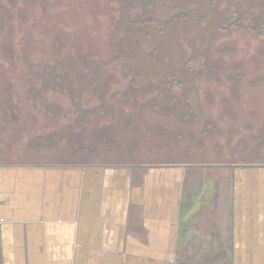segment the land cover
I'll list each match as a JSON object with an SVG mask.
<instances>
[{
	"label": "rangeland",
	"instance_id": "rangeland-1",
	"mask_svg": "<svg viewBox=\"0 0 264 264\" xmlns=\"http://www.w3.org/2000/svg\"><path fill=\"white\" fill-rule=\"evenodd\" d=\"M95 163L264 166V0H0V165Z\"/></svg>",
	"mask_w": 264,
	"mask_h": 264
},
{
	"label": "crops",
	"instance_id": "crops-1",
	"mask_svg": "<svg viewBox=\"0 0 264 264\" xmlns=\"http://www.w3.org/2000/svg\"><path fill=\"white\" fill-rule=\"evenodd\" d=\"M243 167L0 165V264H264V166Z\"/></svg>",
	"mask_w": 264,
	"mask_h": 264
}]
</instances>
